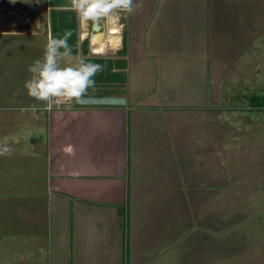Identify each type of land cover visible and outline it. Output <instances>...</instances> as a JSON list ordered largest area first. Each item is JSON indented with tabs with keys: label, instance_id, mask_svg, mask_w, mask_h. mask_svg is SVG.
Returning a JSON list of instances; mask_svg holds the SVG:
<instances>
[{
	"label": "crops",
	"instance_id": "obj_1",
	"mask_svg": "<svg viewBox=\"0 0 264 264\" xmlns=\"http://www.w3.org/2000/svg\"><path fill=\"white\" fill-rule=\"evenodd\" d=\"M64 5L0 0V36L49 38L47 15ZM229 10L223 0H157L138 59L156 86L128 85L127 49L128 81L107 94L124 105L22 111L44 105L25 85L0 86V264H264V184L243 189L232 178L242 171L226 165L244 137L237 112L264 109V92L243 84L264 0ZM117 23L118 51L126 15Z\"/></svg>",
	"mask_w": 264,
	"mask_h": 264
},
{
	"label": "rangeland",
	"instance_id": "obj_2",
	"mask_svg": "<svg viewBox=\"0 0 264 264\" xmlns=\"http://www.w3.org/2000/svg\"><path fill=\"white\" fill-rule=\"evenodd\" d=\"M46 1V0H45ZM157 0H135L137 5H142L137 9L134 14L126 15V34H127V49L128 56L131 58L129 62V83L128 85L132 87L133 90H138L139 87L142 90H147V93L151 92L156 86V78H150L148 81L142 79V73L139 70L142 60H138L141 56H143L144 47L142 46L141 41L143 35L146 34L145 27L148 24V20L150 18V12L153 6L156 5ZM244 0H223V5L229 6L228 12L230 16H234L236 14L237 9L243 8ZM49 3L53 4H65L64 6L70 7L71 0H49ZM252 4V2L250 3ZM249 4V5H250ZM144 5V6H143ZM248 5V6H249ZM143 7V13H141V9ZM145 8H147V12H144ZM237 8V9H236ZM250 8V9H249ZM68 9H72L68 8ZM236 9V10H232ZM253 7H248V10L252 11ZM51 11L49 12L48 19L50 22ZM46 15V14H44ZM14 17H11L13 20ZM44 19V16H43ZM46 20V17H45ZM47 22L49 36L50 25ZM119 23L116 22V25ZM14 24H7L6 31H16L19 30V27L12 26ZM77 25H78V37L79 43L81 45L82 40H89V49L90 55L92 56H111L116 53L117 50L113 49V47H104V48H95L92 46V28L83 27L77 17ZM122 28V27H121ZM21 30H24L23 28ZM41 29L36 30L39 32ZM108 31V24L102 28V31H96L95 33H101L103 37H106ZM41 32V31H40ZM86 33V34H85ZM106 34V35H105ZM262 38L257 37V41L252 42L249 47L245 46V59L246 63L243 66V69H247L251 72L252 78L244 79L243 84L247 85L249 81L253 83V88L256 89L259 87L261 91L264 92V31H262ZM47 34H37L36 36H14V35H6L0 36V86H5L6 88H18L22 87L28 74V68L32 65L37 59L42 58L43 53L46 48L47 43ZM248 43V40H247ZM246 43V45H247ZM145 45V42L143 43ZM116 55V54H115ZM36 58V59H35ZM83 55L81 53V49L78 54L72 55V60H65L62 63L69 64L75 63L77 60L82 59ZM128 58V59H129ZM250 61V63H248ZM255 78V82L254 79ZM186 81V79H184ZM216 81V80H215ZM220 83L218 82L217 85ZM111 85L108 86H100L97 87L95 91H105V92H120V89H113ZM89 90L88 92H91ZM143 94V93H142ZM144 95V94H143ZM254 112V113H253ZM238 117L236 122L243 123L241 126L239 124L236 125L235 128L242 130V134L244 137L237 136V140L239 142V146L237 145L234 150V158L228 159V165L231 167L230 170H238L242 172H238L239 174L233 173L232 178H241L240 182L235 180L237 183H241L243 189L251 190L254 186L258 184H264V136H258L256 126L260 124L257 119H264V109H255V110H241L238 111ZM245 114L247 117L249 116L252 119H255L254 124H249L244 118L239 117V114ZM251 128V129H250ZM264 126L261 127L263 129ZM216 130V127H215ZM247 131V133L244 132ZM221 129L215 131V134L221 133ZM243 139V140H242ZM227 142V141H226ZM228 143V142H227ZM226 143V147H227ZM240 143H242L240 145ZM232 145V143H229ZM239 149H238V148ZM232 150V151H233ZM231 151V149H230ZM217 165H222L219 163H215ZM247 173V174H245ZM217 178H221L222 175H216ZM232 201H236L233 199ZM238 201H241L240 195L238 196Z\"/></svg>",
	"mask_w": 264,
	"mask_h": 264
},
{
	"label": "clouds",
	"instance_id": "obj_3",
	"mask_svg": "<svg viewBox=\"0 0 264 264\" xmlns=\"http://www.w3.org/2000/svg\"><path fill=\"white\" fill-rule=\"evenodd\" d=\"M141 6L135 0H71L72 10L80 24L92 29L116 23L122 15L134 14ZM71 36V31H66L59 38L49 36L42 58L29 66L31 76L26 81L25 88L28 95L41 102L44 107L38 109L36 105H32L22 111L51 112L54 108L60 109L62 105L71 107L88 94L89 90H96L95 77L104 71V65L86 62L84 59L75 63H62L72 60L73 50L68 43ZM4 151L8 149H0V154Z\"/></svg>",
	"mask_w": 264,
	"mask_h": 264
},
{
	"label": "trees",
	"instance_id": "obj_4",
	"mask_svg": "<svg viewBox=\"0 0 264 264\" xmlns=\"http://www.w3.org/2000/svg\"><path fill=\"white\" fill-rule=\"evenodd\" d=\"M51 35L52 37H62L66 31H71L72 36L68 43L72 47V55L78 54L80 49L86 62L104 65V71L96 75V88L108 86L118 88L128 81V59L126 58L127 46L124 43L123 49L116 51L117 55L111 56H92L90 55L89 40L86 39L79 43L77 15L72 9H53L51 11ZM112 93L105 91H91L86 95L98 94L105 96ZM264 102V100H263Z\"/></svg>",
	"mask_w": 264,
	"mask_h": 264
},
{
	"label": "bare ground",
	"instance_id": "obj_5",
	"mask_svg": "<svg viewBox=\"0 0 264 264\" xmlns=\"http://www.w3.org/2000/svg\"><path fill=\"white\" fill-rule=\"evenodd\" d=\"M10 13V11H7L4 15V19ZM91 40L92 46L95 48L117 47L121 43V25L111 23L109 24L106 37H103L102 34L99 32L97 34H94Z\"/></svg>",
	"mask_w": 264,
	"mask_h": 264
},
{
	"label": "water",
	"instance_id": "obj_6",
	"mask_svg": "<svg viewBox=\"0 0 264 264\" xmlns=\"http://www.w3.org/2000/svg\"><path fill=\"white\" fill-rule=\"evenodd\" d=\"M96 31H102V28L92 29V36L96 34ZM127 99L125 96H113V95H85L80 99L78 105H124Z\"/></svg>",
	"mask_w": 264,
	"mask_h": 264
},
{
	"label": "built area",
	"instance_id": "obj_7",
	"mask_svg": "<svg viewBox=\"0 0 264 264\" xmlns=\"http://www.w3.org/2000/svg\"><path fill=\"white\" fill-rule=\"evenodd\" d=\"M72 105H73V104H72ZM65 107H67V106L62 105L60 109L65 108ZM54 109H55V108H54Z\"/></svg>",
	"mask_w": 264,
	"mask_h": 264
}]
</instances>
